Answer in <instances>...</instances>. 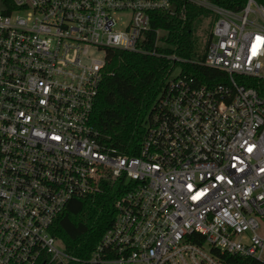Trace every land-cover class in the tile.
Here are the masks:
<instances>
[{
	"label": "built area",
	"instance_id": "2783aa9c",
	"mask_svg": "<svg viewBox=\"0 0 264 264\" xmlns=\"http://www.w3.org/2000/svg\"><path fill=\"white\" fill-rule=\"evenodd\" d=\"M228 2L0 0V264H264V98L237 78L264 80V0ZM188 4L211 15L200 63L228 82L172 77L139 153L107 147L93 111L108 51L156 54L154 13ZM115 189L95 250L68 255L55 220Z\"/></svg>",
	"mask_w": 264,
	"mask_h": 264
},
{
	"label": "trees",
	"instance_id": "16d2710c",
	"mask_svg": "<svg viewBox=\"0 0 264 264\" xmlns=\"http://www.w3.org/2000/svg\"><path fill=\"white\" fill-rule=\"evenodd\" d=\"M216 3L234 7L228 0H216ZM205 13L204 8L192 4L187 5L185 18L165 12L154 13L152 26L163 31L158 39L156 32L148 33L146 48H156L154 55L117 49L108 51L93 111V125L100 132L104 145L129 156L139 153L145 118L176 69H180L179 76L192 78L197 85L228 82L225 72L200 63L206 50L201 54L197 49L195 24ZM210 38L209 34L207 42ZM237 78L254 87L264 98V80ZM120 191L105 190L94 197L70 201L51 228L68 255L90 257L116 216L115 201ZM225 257L231 264H262L256 259Z\"/></svg>",
	"mask_w": 264,
	"mask_h": 264
},
{
	"label": "rangeland",
	"instance_id": "374dc122",
	"mask_svg": "<svg viewBox=\"0 0 264 264\" xmlns=\"http://www.w3.org/2000/svg\"><path fill=\"white\" fill-rule=\"evenodd\" d=\"M210 14L205 13L203 14V16L197 20L195 27H196V31H195V38H196V42H197V49L198 51L203 54L206 50L207 47V40H208V35H209V30H210V26H209V18H210ZM163 35V33H161V36ZM162 44V43H160ZM103 55L102 51H98V52H94L91 54V56L89 57V59L87 60L88 62L92 59H98L101 58ZM180 69H176L172 75V77H175L179 74ZM58 245L60 247H64L62 242H58ZM262 258L264 259V254H262Z\"/></svg>",
	"mask_w": 264,
	"mask_h": 264
}]
</instances>
